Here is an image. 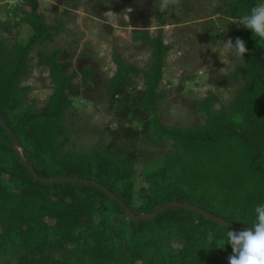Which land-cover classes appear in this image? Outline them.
I'll return each mask as SVG.
<instances>
[{
  "label": "trees",
  "instance_id": "1",
  "mask_svg": "<svg viewBox=\"0 0 264 264\" xmlns=\"http://www.w3.org/2000/svg\"><path fill=\"white\" fill-rule=\"evenodd\" d=\"M255 3L223 0L216 14L235 21ZM39 4H8L7 21L0 26L8 33L24 25L34 31L27 44L0 36V114L20 143L18 152L0 123V264H228L231 246L210 250L221 245L207 241H219L230 229L182 208L136 222L103 190L35 180L20 155L43 178H85L103 185L136 214L179 201L249 227L255 205L264 202V45L234 22L233 43L244 40L248 52L238 57L229 80L241 86L219 109L213 95L201 101L197 110L204 123L169 126L158 114L166 96L158 89L172 46L163 28L155 36L149 29L135 32L133 41L151 49V66L145 71L116 56L117 70L107 85L117 111V122L106 127L112 142L106 149L64 151L67 112L78 99L91 102L74 79L81 74L85 88L94 69L68 76L71 63L59 60L62 51L40 52L54 89L42 106L35 102L30 86H22L33 50L65 29L62 20L56 27L48 24ZM136 75L143 77V89L134 84ZM138 173L144 184L136 192Z\"/></svg>",
  "mask_w": 264,
  "mask_h": 264
},
{
  "label": "rangeland",
  "instance_id": "2",
  "mask_svg": "<svg viewBox=\"0 0 264 264\" xmlns=\"http://www.w3.org/2000/svg\"><path fill=\"white\" fill-rule=\"evenodd\" d=\"M21 0L0 2V26L7 21V5ZM223 0H40L39 13L46 22L65 24L59 35L38 44L32 53L29 73L23 76L22 86H30L31 97L42 106L53 92L49 70L40 63L39 53L62 51L59 60L70 61L66 75L83 68L94 69L90 85L83 88L81 74L74 82L82 88L83 97L66 115L69 133L62 140L64 151L106 149L112 137L108 125L117 122L116 108L109 101L108 83L116 72V56L128 64L148 71L151 49L133 41L139 30L149 29L157 35L165 32V41L172 46L165 57L164 75L159 91L166 96L158 105V114L169 126L193 127L205 122L197 105L213 95L215 107L228 103L240 83L229 80L239 62L224 44L232 39L234 21L227 15L216 14ZM8 6V9H10ZM34 31L27 25L12 32L0 29V36L9 43L19 40L27 44ZM234 44V43H233ZM137 89L144 88L141 75L133 76ZM85 89V90H84ZM37 105V106H38ZM140 147L138 151H145ZM144 182L137 176L136 192ZM176 246H181L176 243Z\"/></svg>",
  "mask_w": 264,
  "mask_h": 264
},
{
  "label": "clouds",
  "instance_id": "3",
  "mask_svg": "<svg viewBox=\"0 0 264 264\" xmlns=\"http://www.w3.org/2000/svg\"><path fill=\"white\" fill-rule=\"evenodd\" d=\"M250 30L258 45H264V0H256L254 6L239 15L234 21ZM236 57H245L248 52L246 42L237 39L235 44L231 40L224 43ZM254 220L251 226L244 230H236L229 226L227 231L219 241L211 237L207 243L211 246L219 244V247L211 249H225L230 245L233 254L228 257V264H264V202L258 203L254 207Z\"/></svg>",
  "mask_w": 264,
  "mask_h": 264
},
{
  "label": "water",
  "instance_id": "4",
  "mask_svg": "<svg viewBox=\"0 0 264 264\" xmlns=\"http://www.w3.org/2000/svg\"><path fill=\"white\" fill-rule=\"evenodd\" d=\"M0 123L2 124V126L5 128V130L8 132V134L11 136L12 141H13V145L15 147V149L20 152V143L19 140L17 138V136L15 135V133L11 130V128L8 126L6 120L4 119V117L0 114ZM21 156V161L22 163L28 168L29 172L31 173V175L33 176V178L41 183H45V184H53V183H61V184H79V185H87V186H93L95 188H98L100 190H103L104 192H106L112 199H114L124 210L127 216H129L130 218H132L133 220H135L136 222H140L141 220H154L155 218H157L160 214H162L163 212L172 209V208H182V209H187L190 211H193L197 214H200L204 217H206L207 219L212 220L213 222L222 225L228 229L229 226L233 227L236 230H244L247 227L244 226H238L235 225L229 221L224 220L221 217H218L210 212L205 211L204 209L193 205V204H189V203H184V202H179V201H172V202H168L166 204H164L163 206L159 207L157 210H155L152 213H140V214H136L134 213L131 208H129L125 202L123 200H121L117 195H115L114 193H112L108 188L104 187L103 185L93 181V180H88L85 178H75V177H52V178H43L41 176H39L33 166L29 163H27L25 161V159ZM231 230V229H230Z\"/></svg>",
  "mask_w": 264,
  "mask_h": 264
}]
</instances>
